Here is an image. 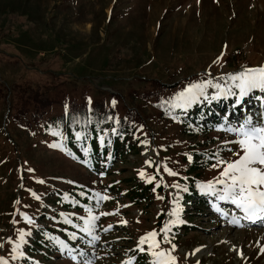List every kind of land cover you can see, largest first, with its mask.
Here are the masks:
<instances>
[{
    "label": "rangeland",
    "instance_id": "1",
    "mask_svg": "<svg viewBox=\"0 0 264 264\" xmlns=\"http://www.w3.org/2000/svg\"><path fill=\"white\" fill-rule=\"evenodd\" d=\"M249 86L259 105L236 99L234 117L256 130L208 139L231 150L191 169L161 152L194 137L156 136L144 92L185 105ZM263 113L264 0H0V264H264Z\"/></svg>",
    "mask_w": 264,
    "mask_h": 264
},
{
    "label": "trees",
    "instance_id": "2",
    "mask_svg": "<svg viewBox=\"0 0 264 264\" xmlns=\"http://www.w3.org/2000/svg\"><path fill=\"white\" fill-rule=\"evenodd\" d=\"M59 85L60 84H55L52 86L57 88L59 87ZM150 85L153 86L155 84L153 82H150ZM161 87L163 90L165 86ZM249 89L250 86L248 88H244L245 91L241 99H245V101H248L250 99L258 101L260 94L256 95V93H258L257 91H250ZM161 93V90L154 91L153 89L150 92H144L142 94V97L145 99L146 105L142 107V110L145 107H149L150 111L154 113V120L152 121V123L158 126V132L157 130L154 131V134H156V136L159 134L164 135V131L173 132L175 130H179L180 132L181 130H183L188 135L192 134L191 136H193L194 139L190 138L189 142L188 138H185L184 136H176V133H174L170 137H176V139L171 140V143L168 142L167 147L162 149L161 151L163 154L170 157H177L182 153V160L185 163L189 164L188 169H191L193 167L199 168V164L201 162L207 163V159L210 156L215 154H223L225 153V151L231 150V148H229V145H227L231 142L228 143L227 140L222 142L221 145L218 144L217 149L215 150L216 152H214L212 148H210V146L208 147V139L210 136L212 137L214 132L218 131L220 133H228L233 136L239 137L242 134H246L248 131L252 132L256 130L254 127H252V123L256 121L252 118L249 111L243 116H239L237 118L234 117V115L237 116V114H240V112L242 111L237 105L236 96H228L227 99L213 97L210 100H201L199 102L194 101V103H187L183 105L178 100L174 102L172 100H168L167 98H165V95ZM231 97H233L234 100L230 102L229 99ZM217 110H221L220 116H216V114L214 113V111ZM149 116V120H151V114ZM257 118L260 119L259 121H261L260 131L264 139V113ZM144 119L143 121H145ZM140 121L141 120L138 115L136 113H132L127 118L123 119V127H126L127 125L133 131V127H135L134 123L139 126ZM120 122L122 123V120H120ZM130 123H132L133 127ZM192 126L200 128L204 133L202 135L197 134L195 131L190 129ZM120 132L127 131L126 129L121 128ZM154 134H151L152 139H154ZM117 136H119L118 133ZM133 138L136 143V154H138V143L140 137L139 135H137V133H135V136H133ZM121 152L122 151H116L111 156L110 167L115 164L116 160L118 161L121 157H123ZM159 153L160 152L157 150L158 157ZM186 153H189L191 156L189 161H187L185 158ZM247 154L248 153L243 154V157L241 159L244 160L246 158H249ZM240 164L242 167L246 166L242 163ZM154 167L155 165L152 166L151 170H154ZM155 176L158 175L155 174ZM171 179L176 180L177 178L176 176H172ZM180 180L183 181L182 178ZM186 180L189 184V187L191 188L190 194H194L197 191L206 194L205 189L209 188V186L202 179L195 177ZM153 189L165 192V186L162 184L155 186ZM182 192L183 195L189 194L185 187H183ZM160 217L161 216L159 215L158 219H162ZM183 264L187 263L184 262Z\"/></svg>",
    "mask_w": 264,
    "mask_h": 264
},
{
    "label": "bare ground",
    "instance_id": "3",
    "mask_svg": "<svg viewBox=\"0 0 264 264\" xmlns=\"http://www.w3.org/2000/svg\"><path fill=\"white\" fill-rule=\"evenodd\" d=\"M250 210V209H249ZM255 219V218H254Z\"/></svg>",
    "mask_w": 264,
    "mask_h": 264
}]
</instances>
